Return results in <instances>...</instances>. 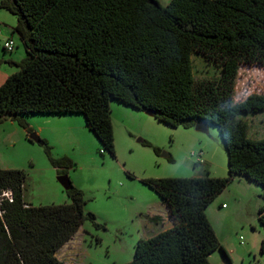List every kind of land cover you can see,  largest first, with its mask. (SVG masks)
<instances>
[{"label":"trees","instance_id":"trees-1","mask_svg":"<svg viewBox=\"0 0 264 264\" xmlns=\"http://www.w3.org/2000/svg\"><path fill=\"white\" fill-rule=\"evenodd\" d=\"M150 1L3 0L26 58L0 86V124L17 121L33 143L21 117L81 115L112 157L114 100L172 128L192 129L200 119L216 126L229 176L143 180L174 226L140 240L129 264H210L217 250L231 263L206 210L236 177L264 188V138L251 137L246 120L264 114V94L235 99L241 67L264 66V0ZM195 57L217 74L198 77ZM43 141L58 176H68L76 164ZM26 178L0 169V264H66L57 254L84 223L101 225L72 181L69 204L36 207L24 199ZM259 222L264 229V206Z\"/></svg>","mask_w":264,"mask_h":264},{"label":"rangeland","instance_id":"rangeland-1","mask_svg":"<svg viewBox=\"0 0 264 264\" xmlns=\"http://www.w3.org/2000/svg\"><path fill=\"white\" fill-rule=\"evenodd\" d=\"M2 1L0 72L7 78L19 70L17 65L26 58V48L20 35L14 33L17 17L1 8ZM159 2L167 4V0ZM7 38L15 42L13 52L4 49ZM194 61L198 77L217 74L216 67L199 57ZM253 94H264V66L240 69L236 101ZM111 110L116 157L102 150L81 115L72 120L20 116L29 125L33 124L34 133L48 141L54 157H67L76 164L68 176L89 200L86 214H94L96 223L101 225L97 227L91 220L84 223L76 238L58 253V259L66 264H129L140 240L151 238L174 224L167 217L166 204L143 180L229 176L228 155L216 126H209L207 132L172 128L115 100L111 102ZM246 120L251 137L264 138V114L248 116ZM48 121L61 123L50 125ZM163 154H169L172 160ZM0 169L25 171L24 199L33 206L70 203L45 147L30 142L26 131L10 119L0 124ZM263 206V187L244 177H236L229 183L207 208V215L231 263L217 250L210 255V264H264L261 253L264 229L259 222ZM150 215L165 218L161 223L154 220L151 224Z\"/></svg>","mask_w":264,"mask_h":264},{"label":"water","instance_id":"water-1","mask_svg":"<svg viewBox=\"0 0 264 264\" xmlns=\"http://www.w3.org/2000/svg\"><path fill=\"white\" fill-rule=\"evenodd\" d=\"M150 3L151 4H157L156 0H151ZM146 114L151 116V117H154V115H155L151 111H147ZM195 129L197 131H200V132H207L209 129V123L206 120L200 119V120H198V122L195 126ZM29 138L33 141V143H38V144L44 146V141H43V139H41V137L38 134L33 133L32 135H30ZM140 141L142 142V140H140ZM163 157H165L167 159L171 158V156L169 154H163ZM58 181L64 187L65 190H69L71 188L72 183H71L69 176H67V175L59 176Z\"/></svg>","mask_w":264,"mask_h":264},{"label":"crops","instance_id":"crops-1","mask_svg":"<svg viewBox=\"0 0 264 264\" xmlns=\"http://www.w3.org/2000/svg\"><path fill=\"white\" fill-rule=\"evenodd\" d=\"M159 1V0H158ZM171 0H167V4L170 2ZM166 4V5H167ZM2 74V75H1ZM6 76H3V73L2 72H0V86L5 82V80L9 77V76H7V78H5ZM4 78H5V80H4ZM4 81V82H3ZM3 82V83H2ZM2 83V84H1ZM47 117H49V118H59V119H55V120H62V119H65V120H72L71 118L72 117H75V116H71V115H50V116H47ZM63 122V121H62ZM65 122H68V121H65ZM70 122V121H69ZM48 124H58V123H61V122H56V121H48L47 122ZM30 127L32 128V129H34V126H33V124H30ZM86 127V126H85ZM87 128V127H86ZM167 208V207H166ZM207 211H208V209L206 210V213H207ZM167 217L171 220V222H173L174 223V221H173V219L170 217V214H169V209L167 208ZM208 216V215H207ZM162 218H165V216H152V215H150L149 216V223H151V224H154L153 222H154V220H155V222H158V223H161V220H162ZM208 218H209V220H210V222H211V219H210V216H208ZM153 220V221H152ZM156 224V223H155ZM157 225H160V224H157ZM171 225H172V223H171ZM174 226V224L169 228V229H171L172 227ZM161 227H164V228H166L167 226H166V224L165 225H162L161 224ZM168 230V229H167ZM81 231V230H80ZM79 231V232H80ZM165 231V230H164ZM79 232H78V234H79ZM160 233V232H159ZM77 234V235H78ZM158 234V233H157ZM156 234V235H157ZM76 235V236H77ZM76 236H75V238H76ZM74 238V239H75ZM73 239V240H74ZM73 240H71L70 242H68L66 245H68V244H70ZM65 245V246H66ZM64 246V247H65ZM63 247V248H64ZM224 247V246H223ZM62 248V249H63ZM61 249V250H62ZM60 252V251H59ZM58 252V253H59ZM215 253V252H214ZM57 257H58V254H57Z\"/></svg>","mask_w":264,"mask_h":264},{"label":"built area","instance_id":"built-area-1","mask_svg":"<svg viewBox=\"0 0 264 264\" xmlns=\"http://www.w3.org/2000/svg\"><path fill=\"white\" fill-rule=\"evenodd\" d=\"M1 33V31H0ZM4 49L6 52H13L15 49V42L13 40V38H7L4 41ZM199 162H203V160L201 158H198ZM4 196H6L8 199L12 200V195L11 193H5Z\"/></svg>","mask_w":264,"mask_h":264}]
</instances>
